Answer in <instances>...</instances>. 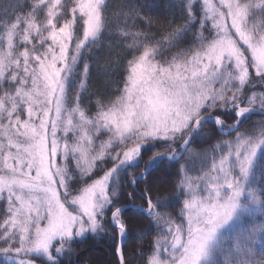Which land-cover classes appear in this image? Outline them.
<instances>
[{"label":"snow or ice","instance_id":"1","mask_svg":"<svg viewBox=\"0 0 264 264\" xmlns=\"http://www.w3.org/2000/svg\"><path fill=\"white\" fill-rule=\"evenodd\" d=\"M108 7L0 3V264H72L101 235L135 264L145 221L138 264H264V220L242 219L264 217V0H168L159 32L149 0L112 22ZM105 31L132 41L130 73L86 107L85 53ZM165 161L176 179L154 180Z\"/></svg>","mask_w":264,"mask_h":264},{"label":"trees","instance_id":"2","mask_svg":"<svg viewBox=\"0 0 264 264\" xmlns=\"http://www.w3.org/2000/svg\"><path fill=\"white\" fill-rule=\"evenodd\" d=\"M8 0H0V3H7ZM109 7L105 11V16L109 22L114 20L115 15L121 10L126 11V6L131 3H144L145 0H106ZM153 4L152 14L154 19H159V23L155 24L151 29L152 32H159L163 30V26L166 23L164 18L159 15V9L168 3V0H149ZM137 29L133 28L132 31ZM159 38V37H158ZM190 37H185L170 53H166L165 59H170L171 55L181 49H187L193 47L188 43ZM131 40L117 42L112 38V33L110 31H105L99 43L94 46L91 51L85 53L87 57V63L89 64V78L87 81V87L89 91L83 94V105L90 107L89 99L91 98V103L94 104L95 100L99 97H108L109 99H115V93H117V88L123 87V82L130 73L129 60L133 59L129 55V49L127 44L131 43ZM159 59V58H158ZM80 70L83 69V62L79 65ZM253 121L259 120L258 115L253 116ZM229 120L227 123H232ZM243 131V129H241ZM233 136H228L224 134H218L211 140V145L222 143L224 140L233 139ZM201 149H209V143L203 140L198 141ZM196 147V145H194ZM167 161L163 165H160L153 172V179L160 180H175V168H168ZM199 165L197 164L193 169V175L197 174ZM259 179V177H257ZM258 186V185H257ZM127 187V186H126ZM130 190V189H129ZM137 204L142 203L140 200L136 201ZM244 226H251L254 219L255 223H260L264 220L259 213H256L255 218L248 216L246 214L243 218ZM147 228V222L139 224L131 233L130 238L127 242L126 252L129 254L135 253L132 256L135 264L139 262V251L141 248L148 247V241H154L156 238L155 230L152 231L151 235H146L143 239L138 238V233ZM240 227L237 226L234 231L229 232V235H234L235 231H239ZM257 252L264 251V241H258L256 245ZM72 264H114V257L112 250L108 246V238L106 236L99 237H89L82 243L78 244L75 253L72 255Z\"/></svg>","mask_w":264,"mask_h":264},{"label":"rangeland","instance_id":"3","mask_svg":"<svg viewBox=\"0 0 264 264\" xmlns=\"http://www.w3.org/2000/svg\"><path fill=\"white\" fill-rule=\"evenodd\" d=\"M246 215V214H245Z\"/></svg>","mask_w":264,"mask_h":264}]
</instances>
